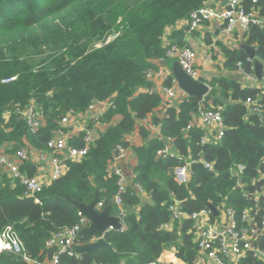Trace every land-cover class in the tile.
Segmentation results:
<instances>
[{
	"label": "trees",
	"instance_id": "obj_1",
	"mask_svg": "<svg viewBox=\"0 0 264 264\" xmlns=\"http://www.w3.org/2000/svg\"><path fill=\"white\" fill-rule=\"evenodd\" d=\"M206 2L0 0V80L17 76L10 83L0 81V146L14 142L8 149L14 153L27 140L45 150L70 110L84 112L95 99H113L116 103V108L109 109L103 117L106 129L96 145L82 159L70 162L62 177L44 186L40 202L26 197L17 180L2 175L0 232L13 226L32 258L51 257L57 250L47 246L51 237L79 222V210L62 194L89 204L98 189L104 206L113 201L118 185L109 169L116 147H127L126 136L162 103L158 94L140 89L152 86L147 71L159 68L154 61L167 58L166 30L188 20ZM241 5L247 11L261 7L264 12L262 5L253 0H244ZM248 43L255 45L257 56L264 61V25L250 27ZM229 56L236 65L242 62L247 72H254V62L246 53L230 52ZM216 82H220L225 97L223 102L215 99L222 106V139L201 144V129L184 130L192 114L200 110L201 99L189 97L180 112L170 107L166 116L156 122L161 123V137L134 148L138 156L134 182L148 199L129 184L122 195L124 228L105 234L112 247H102L79 258L60 254V264H145L157 259L165 249L174 250L186 264H195L198 244L194 233H188L194 223L186 220L180 233L178 227L175 231L160 228L171 219L170 207L174 203L189 213L221 209L224 204L237 211L239 221L246 209L257 220L262 218L264 197L254 194L264 186V95L261 87H241L228 80ZM252 100L260 109L258 113L250 105ZM32 103L45 119L37 133L30 132L18 112V108L25 109ZM6 112L11 113L8 120ZM168 143L185 160L159 155ZM201 158L213 163L214 169L206 168ZM191 159L199 161L191 165L188 181L179 183L174 169ZM238 164L245 168L235 174L232 169ZM112 213H119L117 206ZM240 224L247 226L245 221ZM93 238L79 236L77 241L88 243ZM257 244L264 249V233ZM0 264L26 263L11 252H0ZM240 264L264 261L248 254Z\"/></svg>",
	"mask_w": 264,
	"mask_h": 264
},
{
	"label": "built area",
	"instance_id": "obj_2",
	"mask_svg": "<svg viewBox=\"0 0 264 264\" xmlns=\"http://www.w3.org/2000/svg\"><path fill=\"white\" fill-rule=\"evenodd\" d=\"M207 2L198 10H195L190 15V25L192 28L198 27L200 21L210 18H223L226 21L225 32L229 35L233 29L240 25L244 29H249L252 26L264 25V13L261 7L253 8L247 11L241 5L240 0H229L227 8L222 11H214L207 6ZM253 3H260L259 0H253ZM261 4V3H260ZM167 57L176 59L185 72L194 79L199 80L200 71L196 67L197 52L189 46H183L178 43H172L167 50ZM252 61V59H249ZM239 71L243 72L247 80L250 82H258L254 72H247L243 68L242 62L237 63ZM170 78L172 85H165L163 91L166 94H174V86L178 80L164 70L162 67L158 69H150L147 71L149 80L154 77ZM17 79V76L1 79V83H10ZM150 93L159 94L156 86H151L148 90ZM261 94L264 95V88L261 89ZM250 105L254 112L260 111L256 101L252 100ZM116 103L113 99H95L91 101L88 108L84 112H76L70 110L61 120L60 126L54 131L53 136L47 142V148L34 152L35 150L28 145L25 140V145L20 147L16 152H8L12 149L14 142L5 143L0 146V180L2 175L8 176L17 180L24 188V195L28 198L35 199V202H40L39 194L44 186L50 184L52 181L62 177L69 169V163L78 161L88 155L91 148L96 145L100 135L104 130L100 131V125L106 126L103 122V117L109 109H115ZM18 112L28 124L30 132L37 133L44 125L45 119L35 103L30 104L27 108H18ZM11 113L6 112V120L9 119ZM75 119H87L88 123L83 125V134L80 137V144L73 142V137L70 134V128L74 124ZM199 121L204 127L216 126L217 132L212 136L202 135L201 144L214 143L222 139L225 132V124L222 115V106L211 109L199 110ZM143 122H150V117L147 116L142 119ZM194 123L190 122L185 131L192 129ZM154 127L161 131V123H155ZM127 147L122 144L116 147L115 155L110 164L109 173L115 175L117 179L118 189L114 196L113 203L118 207L119 213L116 214L121 218L126 215L123 202V193L126 187L130 184L129 177L126 175L124 169L119 164V160L127 156ZM12 153V154H9ZM159 155L174 156L169 143L159 151ZM182 160V158H181ZM32 161L34 164L48 163L50 166L49 180L41 178L39 175H33L25 172L22 165ZM199 159H191L184 164L175 167L174 175L176 181L185 183L188 181L190 167L193 163L198 162ZM206 168L213 170L214 165L204 159H200ZM244 164H238L232 169L235 171H243ZM143 191L140 185H136ZM264 186L255 192V194H264ZM99 208H103V202L98 203ZM171 219L168 222L162 223L160 228L163 230H173L175 222H183L186 219L201 220L202 225L199 226L195 236V242L198 244L199 254L195 264H240L241 260L248 254L253 255L264 261V249L257 244L259 236L264 232V215L260 220H257L256 215H252L251 210H245L242 213L239 221L238 213L232 207H223V214L225 222L219 224L212 223L211 217L214 213L212 208H206L201 211L189 213L181 209L179 203H174L171 207ZM80 219L77 224L71 227H66L48 241V247H55L57 250L51 254V257L43 260L32 258L26 251L25 245L22 242L19 234L11 225L7 226L0 232V252H11L21 259L26 264H60V254H67L79 258L80 253L76 247L78 244V237L80 232L89 225V219L79 211ZM246 222L247 226H243L240 222ZM124 228V227H123ZM122 228V229H123ZM94 240L99 239L94 236ZM182 261V260H181ZM145 264H174L169 261L164 255L157 259L151 260ZM180 264H186L182 261Z\"/></svg>",
	"mask_w": 264,
	"mask_h": 264
},
{
	"label": "crops",
	"instance_id": "obj_3",
	"mask_svg": "<svg viewBox=\"0 0 264 264\" xmlns=\"http://www.w3.org/2000/svg\"><path fill=\"white\" fill-rule=\"evenodd\" d=\"M243 2L244 0H240ZM229 0H212L207 3V6L214 11H222L227 8ZM261 3V2H260ZM262 8H264V4H262ZM264 13V12H262ZM264 15V14H262ZM226 21L223 18H210V19H202L196 28H192L190 25V19L179 21L175 26H171L166 30L164 41L166 45H171L172 43H178L183 46H189L197 52V61L196 67L200 71L199 81L207 83L210 85L211 95L214 97L212 100H206V98H199L200 100V108L209 109L214 107H219L221 105L215 103V99H219V97H223L221 93V84L220 80H228L235 83H238L241 87H250V88H264V81L258 79V82H250L247 80L246 75L239 71L235 62L230 60L229 53L234 52L235 54L246 53L250 59V56L246 50L247 47H251L256 52L255 45H250L248 43V33L249 29H244L240 25H237L233 31L227 35L225 32ZM256 59H258L263 65L264 69V61L259 59L256 54ZM177 60L174 58H165L154 61L159 67H162L168 73H171L173 77L172 66L173 63ZM178 62V61H177ZM252 62L254 60L252 59ZM254 73H255V63H254ZM257 77V76H256ZM264 78V74H263ZM151 81L152 86H156L159 90V96L162 100V103L159 107H157L152 113L148 116L150 117V122L145 123L142 120L138 121L135 129L126 136L127 145V156L119 160V164L124 169L126 175L129 177L130 184L135 185L134 176H135V168L138 164V156L135 153L134 148L145 145L150 139L155 137H161V131L159 128L154 127L157 121H160L164 116H166L167 110L170 107H174L178 112L181 111V106L185 101L188 100L190 95H188L179 84L174 86V94L169 95L163 91L165 85H172V81L170 78L164 79L163 77L157 76L154 77ZM216 82V83H215ZM215 84V85H214ZM147 88H141L140 92L147 91ZM216 92V93H215ZM225 100L223 97L222 102ZM192 123H194V128L201 129L204 133L203 135H207L208 137H212L217 132L216 126H211L209 128L204 127L199 121V111L195 114H192ZM88 123L87 119H75L74 124L70 128V134L73 137V142L76 144H80V137L83 134V129L85 124ZM106 126L100 125V131L102 132ZM144 129L145 131H143ZM35 151L38 152L41 149L35 148L29 141H27ZM170 148L174 156L170 157H179L182 160L185 158L179 153L176 147H174L171 143H169ZM2 148V147H0ZM12 154V153H9ZM236 167V166H235ZM234 167V168H235ZM22 168L25 172L33 175H39L41 178L46 181L49 180L50 175V166L48 163L44 164H34L32 161H29L22 165ZM191 169V167H190ZM233 172V171H232ZM241 171H235V174L240 173ZM190 175V171H189ZM137 187V186H136ZM137 189L140 191L143 198L148 199V195L141 191L138 187ZM264 192V191H263ZM256 197H264V194H254ZM256 200V199H255ZM100 202V201H99ZM113 202V201H112ZM258 204V203H257ZM107 206V205H106ZM105 207V206H104ZM103 207V208H104ZM115 207V206H114ZM223 207L225 205L223 204ZM223 207L221 209H217L212 207L214 211L215 217H211V222H217L219 224H223L225 222ZM97 208L102 210L103 208H99L97 204ZM264 209V206L261 208ZM135 210L138 212L140 210V206H137ZM217 211V212H216ZM258 212V211H257ZM191 220L194 224L192 227L188 229V233H194L196 236L197 230L200 225H202V221ZM184 220L181 222L174 223L173 230L166 231H175L178 227V232H181L182 226L185 224ZM123 222V221H122ZM264 232V231H263ZM180 235V234H179ZM195 239V237H194ZM92 239L88 243L98 241ZM87 244V243H78V245ZM111 245V244H110ZM112 247V246H111ZM77 249V247H76ZM83 254L80 253V257ZM164 255L169 261L174 264H180L182 261L176 256V252L174 250H164L160 256ZM159 256V257H160Z\"/></svg>",
	"mask_w": 264,
	"mask_h": 264
},
{
	"label": "water",
	"instance_id": "obj_4",
	"mask_svg": "<svg viewBox=\"0 0 264 264\" xmlns=\"http://www.w3.org/2000/svg\"><path fill=\"white\" fill-rule=\"evenodd\" d=\"M259 1L264 4V0ZM246 50L250 56V59L254 60L255 75L258 79L264 81L263 65L258 59L255 58V50L251 47H247ZM172 71L175 78L178 80L179 86L188 95L196 98L205 97L208 101L214 99V97L211 95L212 88L210 85L189 76L179 62L176 61L173 63ZM219 99L222 101L223 97H219ZM61 196L74 205L80 212H82L83 215L89 219V225L80 232V236L92 235L99 238V240L96 242L78 245L77 251L81 254H92L99 248L111 247V245L105 239V234L110 230H120L124 226L121 218L112 213V209L115 206L114 203L110 202V204L105 206L102 210L98 209L97 204L100 201L98 189L96 190L94 200L89 204L77 202L65 194H62Z\"/></svg>",
	"mask_w": 264,
	"mask_h": 264
}]
</instances>
